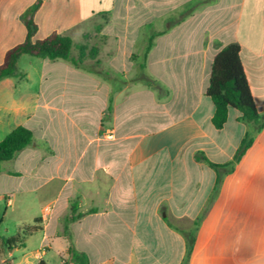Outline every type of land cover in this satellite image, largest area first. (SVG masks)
Here are the masks:
<instances>
[{"label":"crops","instance_id":"1","mask_svg":"<svg viewBox=\"0 0 264 264\" xmlns=\"http://www.w3.org/2000/svg\"><path fill=\"white\" fill-rule=\"evenodd\" d=\"M36 1L0 0V64L26 40L23 14ZM190 1L42 0L34 40L70 37L72 56L80 47L95 49L102 70L130 81L138 73L131 56L147 45L144 26L163 33L166 18ZM230 43L242 47L264 115V0H216L158 36L146 69L169 96L158 99L129 82L113 93L105 122L109 83L65 60L21 56L24 76L0 80V142L25 126L35 144L0 164V198L7 208L30 210L29 227L40 230L13 249L0 234V264H48L55 239L66 236L62 220L74 199L84 216L68 230L89 264H264V128L232 171L197 159L203 153L215 164L230 162L248 132L235 109L216 129L205 95L213 61ZM19 85H38L34 104L18 94ZM193 230L189 251L186 233Z\"/></svg>","mask_w":264,"mask_h":264},{"label":"trees","instance_id":"2","mask_svg":"<svg viewBox=\"0 0 264 264\" xmlns=\"http://www.w3.org/2000/svg\"><path fill=\"white\" fill-rule=\"evenodd\" d=\"M214 2H216V0L190 1L176 15L166 18V30L163 33L168 32L181 24L197 12L202 6ZM41 3L42 0H37L24 12L23 20L28 29L27 38L23 43L17 45L6 53L4 62L0 64V80L9 77L24 76L18 66V61L23 55H30L51 61H68L75 68L93 74L111 85L112 93L108 109L104 113V122L110 119L113 110V93L121 90L129 82L144 84L149 89L156 92L158 99H164L169 96V90L160 81L150 76L146 69V60L148 54L155 46V39L163 34L155 32L152 25L144 26V32L147 35V45L143 54H133L131 56V60L135 62L138 67V73L132 80L128 81L123 74L112 75L108 71L102 70L99 67V63L94 61L96 56L95 49L88 50L86 47H80L78 57L72 56L73 41L70 37L53 34L43 40H34L37 31L34 16L41 6ZM241 53L242 47L239 43H230L221 47L213 61L209 86L205 94L212 100L215 106V114L212 122L216 129H222L225 126L228 121L230 109L239 111L241 114L239 121L248 126V132L230 162L218 165L211 162L203 153L197 154L198 160L203 161L218 170L223 168L229 169L230 171L234 170L236 164L240 162L246 151L252 146L256 136L264 128V115H261L257 109L250 82L242 62ZM88 60H93L94 62L92 64H86V61ZM34 144L35 137L32 130L25 126L16 127L2 142H0V164L11 161L23 149ZM37 146L42 148L47 147L45 142H39ZM92 212H94V210H92ZM83 216L84 214L79 212V200L74 199L70 201L69 213L62 220L64 234L70 241V247L68 250L69 259L65 261H71L75 264H89L87 255L79 252L75 248L68 230L69 223L77 221ZM38 230L40 229L36 225L28 227L23 230L22 237L18 236L11 239H4L3 244L9 249H13L16 246H23L25 238L36 233ZM182 232L186 233V231ZM193 232L194 230L186 233L189 235V251H191L195 241Z\"/></svg>","mask_w":264,"mask_h":264},{"label":"rangeland","instance_id":"3","mask_svg":"<svg viewBox=\"0 0 264 264\" xmlns=\"http://www.w3.org/2000/svg\"><path fill=\"white\" fill-rule=\"evenodd\" d=\"M37 87L38 85H19L17 86L16 90L19 95L24 94L23 98L27 99L28 103L34 104L33 101L30 99L31 98L33 99L35 97ZM6 210L8 212L4 217V223H2V225L0 226V234L3 235L5 239L10 236L12 237L19 236V233H20V237H22L23 234L22 229L24 228L26 229L30 225H32V221L30 219L32 212L29 210L22 213L15 210V208H10V207L7 208L6 201L0 198V215H3L6 212ZM24 225L26 227H24ZM56 227L58 228V226ZM69 243L70 241L67 236L60 235L58 238H56L55 242L53 243V248L49 250V254L46 257L48 264H59V262L62 259V252L65 249V247L68 246ZM36 245H37V238H32L29 241L30 248L33 247L35 248ZM16 254L18 255V253Z\"/></svg>","mask_w":264,"mask_h":264},{"label":"built area","instance_id":"4","mask_svg":"<svg viewBox=\"0 0 264 264\" xmlns=\"http://www.w3.org/2000/svg\"><path fill=\"white\" fill-rule=\"evenodd\" d=\"M109 137H111V135ZM61 264H75V263L71 261H63Z\"/></svg>","mask_w":264,"mask_h":264}]
</instances>
